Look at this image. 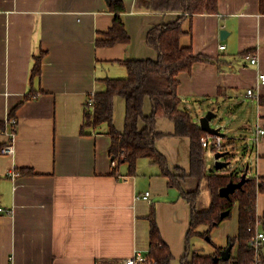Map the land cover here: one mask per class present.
<instances>
[{"label":"crops","instance_id":"1","mask_svg":"<svg viewBox=\"0 0 264 264\" xmlns=\"http://www.w3.org/2000/svg\"><path fill=\"white\" fill-rule=\"evenodd\" d=\"M112 1L0 0V120L7 123L0 132L2 146L13 129L8 119L18 121L15 153L3 154L0 148V206L13 208L11 215L0 216V264H123L136 250L148 253L152 216L174 255L171 264H182L186 254L197 250L188 238L193 208L182 190L195 188L196 181L184 177L182 188L170 185L148 157L138 160L135 174H129L127 163L113 173L107 124L82 132L86 101L106 89L104 78L126 77L127 59H157L158 50L147 42L149 30L183 14L117 0L126 8L122 17L130 41L99 44L116 17ZM183 29L182 45L209 58L178 75L183 107L199 123L212 108L228 114L223 141L251 137V175L264 184V135L258 143L253 140L264 129L259 0H219L218 13L188 16ZM246 51L258 63L247 60ZM41 53V74L34 76ZM144 111H152L149 98ZM125 117L126 102L118 96L114 120L119 131ZM156 130L163 135L157 146L172 172L189 173L190 137L176 135L175 123L164 116L158 117ZM146 191L150 199L142 197ZM257 208L262 215L264 192Z\"/></svg>","mask_w":264,"mask_h":264},{"label":"trees","instance_id":"2","mask_svg":"<svg viewBox=\"0 0 264 264\" xmlns=\"http://www.w3.org/2000/svg\"><path fill=\"white\" fill-rule=\"evenodd\" d=\"M137 5L152 10H177L183 14L173 22L155 24L149 30L147 42L158 50L157 59H127L123 61L128 69L126 77L104 78L106 89L94 95L91 94L86 101L82 132H88V128L99 130L103 124H107V132L112 136L110 153L114 164L113 173L117 172L118 165L127 163L129 174H135L138 160L141 157H148L170 178V185L182 188L181 178L190 177L195 180V188L189 190L182 188L183 194L193 208L188 238L196 233L206 235L209 230L203 232L197 229L201 224H209L212 228L230 217L233 209L238 206L239 232L229 239V244L234 243V247L238 245L237 252L234 254L232 252L229 260L220 259L216 262L214 256L220 255L227 246L218 247L213 254H203L195 250L191 255L188 253L182 258V264H251L255 258V250L250 244L254 234L249 228L257 219V200L259 193L264 192V184L259 181L260 177L247 175L248 180L230 197L220 195V189L231 180L240 181L241 175L247 168L242 169L241 175L236 172L208 173L207 147L203 145L202 137L209 132L203 130L199 122L194 121L192 114L183 107L182 98L178 93L180 84L178 75L183 71H191L196 61L209 59L204 55L196 54L192 46L182 45L181 38L185 33L183 23L188 16L194 14L218 13L219 0H137ZM259 6L260 12L264 13V0H259ZM112 9L116 12L113 26L98 43L105 45L128 43L130 35L122 17V13L126 10L125 5L122 1L113 0ZM42 58L43 53L36 57L34 76L41 74ZM118 96L123 97L126 102L125 127L122 131L116 128L114 120L115 99ZM148 98L152 104V111L146 114L144 107ZM17 107L11 112V116L15 115ZM161 116L168 117L175 123L176 135L188 136L191 139L189 173L181 168H178L181 174L173 173L167 157L157 146V140L163 136L156 130L157 119ZM141 122H144L142 126ZM6 124L5 120H0V132L6 129ZM1 147L2 143H0ZM223 150H228L226 143ZM231 157L230 154L227 159ZM227 167L222 168L223 171ZM204 179L208 181L212 200L207 209L197 210L195 205L200 194V184ZM226 211L228 214L222 216ZM259 217L264 229V212ZM151 221L148 264H171L174 255L170 247L162 241L155 216H152Z\"/></svg>","mask_w":264,"mask_h":264},{"label":"rangeland","instance_id":"3","mask_svg":"<svg viewBox=\"0 0 264 264\" xmlns=\"http://www.w3.org/2000/svg\"><path fill=\"white\" fill-rule=\"evenodd\" d=\"M214 110V108H212ZM210 111V110H209ZM208 111V112H209ZM215 111V110H214ZM206 112L204 115H206ZM216 112V116L211 120V126L214 128H220L222 133H226V127L228 126V114L224 112ZM251 137L238 136L235 140H229L228 137H224V143L227 144L228 149L231 151L230 165L223 169H216V150L212 147L206 149V160L208 173L213 172H226V173H240L249 163L251 167H254V146ZM252 170L249 167L248 175H251ZM211 191L209 189L208 181L202 180L200 184V194L197 198V208L203 209L210 206L211 203ZM200 231H207L206 235L196 233L190 238L191 246L203 254H213L218 247H226L229 244V239L235 237L239 232V218H238V206L233 209L230 217L224 219L220 224L211 228L209 224H201L198 228ZM238 245L233 248V254L237 252ZM195 251V250H194Z\"/></svg>","mask_w":264,"mask_h":264},{"label":"built area","instance_id":"4","mask_svg":"<svg viewBox=\"0 0 264 264\" xmlns=\"http://www.w3.org/2000/svg\"><path fill=\"white\" fill-rule=\"evenodd\" d=\"M220 48L225 49L226 45L221 44ZM245 58L249 60L252 64L258 63V57L252 53L245 54ZM260 82L264 84V73L259 75ZM249 95H254V89H248ZM8 122L13 125V129L10 134V140L1 147V153L3 154H14L15 153V144L14 139L18 130V121L16 117H10ZM264 135V129H260L256 136L253 138L254 143H258L260 136ZM202 143L205 147H212L214 150L219 151L224 148L223 136L215 133H209L208 135L202 137ZM144 199L151 198V192L146 191L143 196ZM13 213V208L0 206V216L2 215H11ZM260 214H258L257 219L254 224L249 228L253 232V237L250 241L251 246L255 250V258L251 264H264V255L262 254V248L264 246V229L262 228V221L260 219ZM149 259L147 254L143 253L140 250H136L135 253L127 258L123 264H148ZM238 264V263H234Z\"/></svg>","mask_w":264,"mask_h":264},{"label":"water","instance_id":"5","mask_svg":"<svg viewBox=\"0 0 264 264\" xmlns=\"http://www.w3.org/2000/svg\"><path fill=\"white\" fill-rule=\"evenodd\" d=\"M228 31L226 29H223L221 31L222 38H225L227 35ZM216 112L214 110H210L206 115L202 116L200 118V125L203 128V130L209 132V133H215L222 135V132L220 131V128H214L211 126V120L216 116ZM231 154V151L228 150H219L216 152L215 158H216V163L215 167L216 169H222L230 165L231 160L227 159V156ZM250 167V164L248 163L246 168L247 170L241 175V180L240 181H234L231 180L227 185L223 186L220 189V195L224 197H230V195L235 192L237 189L241 188L243 184L248 180L247 175H248V169ZM228 214V211L223 212L222 216H225ZM234 247V243H230L225 249L222 250L220 255L214 256V260L218 262L220 259L221 260H229L232 255V250Z\"/></svg>","mask_w":264,"mask_h":264}]
</instances>
